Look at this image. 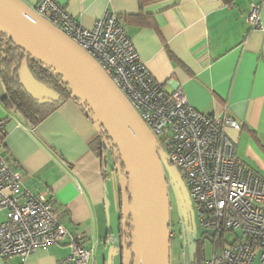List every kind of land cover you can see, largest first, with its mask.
I'll return each mask as SVG.
<instances>
[{"label":"crops","instance_id":"crops-1","mask_svg":"<svg viewBox=\"0 0 264 264\" xmlns=\"http://www.w3.org/2000/svg\"><path fill=\"white\" fill-rule=\"evenodd\" d=\"M34 8L44 0H21ZM92 30L109 14L123 19L147 71L168 92L182 90L204 115L221 114L240 129L228 128L239 162L264 180V31L250 32L251 4L264 0H53ZM0 80V153L23 177V191L47 193L60 212V223L93 249L95 264H134L130 175L112 159L104 163L95 149L100 135L82 99L63 102L35 127L27 126L3 104ZM78 99V100H77ZM5 215L0 211V224ZM134 235V234H133ZM205 260L232 245L238 232L223 234ZM67 242L39 249L25 262L19 257L0 264H68ZM260 256V254H259ZM253 264H264L258 257Z\"/></svg>","mask_w":264,"mask_h":264},{"label":"built area","instance_id":"built-area-1","mask_svg":"<svg viewBox=\"0 0 264 264\" xmlns=\"http://www.w3.org/2000/svg\"><path fill=\"white\" fill-rule=\"evenodd\" d=\"M32 9L85 51L128 100L159 157L166 155L187 182L201 226L214 236L240 233L238 241L203 264H253L258 257L264 263V180L239 162L236 143L227 135L228 128L240 126L221 114L198 112L182 90L168 92L140 61L118 16L109 14L87 30L53 0ZM247 23L250 32L264 31L261 6L251 4ZM85 103L101 133L103 125ZM4 126L0 121V129ZM22 188V174L13 171L0 153V211L5 215L0 224V262L14 257L25 262L39 249L67 242L68 264H95L94 250L61 225L60 212L47 193L33 195Z\"/></svg>","mask_w":264,"mask_h":264},{"label":"water","instance_id":"water-1","mask_svg":"<svg viewBox=\"0 0 264 264\" xmlns=\"http://www.w3.org/2000/svg\"><path fill=\"white\" fill-rule=\"evenodd\" d=\"M0 30L59 74L119 149L130 175L132 215L135 210L134 264H171L167 178L155 142L131 104L85 51L21 0H0ZM18 80L33 101L60 102L59 94L34 78L28 59Z\"/></svg>","mask_w":264,"mask_h":264},{"label":"trees","instance_id":"trees-1","mask_svg":"<svg viewBox=\"0 0 264 264\" xmlns=\"http://www.w3.org/2000/svg\"><path fill=\"white\" fill-rule=\"evenodd\" d=\"M25 59H28V66L34 78L41 84L54 90L60 96L59 103L52 102H35L33 101L20 86L18 80V71ZM0 80L5 89V97L3 104L5 109L11 114L19 117L27 126L35 127L47 119L63 102L71 99L74 95L71 92L69 85L64 79L57 74L50 66L43 61L30 56L25 49H23L14 38L4 34L0 30ZM75 97V96H74ZM77 98V97H76ZM78 100V99H77ZM86 104V103H85ZM86 108L88 110L87 104ZM89 111V110H88ZM90 113V112H89ZM0 134L4 136V132L0 130ZM95 149L104 161L107 163L112 159L115 165L120 167L122 173H126L124 164L122 163L119 149L114 145L111 136L104 130L100 133ZM170 228L173 225L170 222ZM128 239L130 241L135 239L134 225H128ZM213 237V244L222 243V237ZM172 231L170 230V240H172ZM206 238H204L205 240ZM204 245V244H203ZM204 249H196L194 258L191 264H203L205 256L203 257Z\"/></svg>","mask_w":264,"mask_h":264},{"label":"rangeland","instance_id":"rangeland-1","mask_svg":"<svg viewBox=\"0 0 264 264\" xmlns=\"http://www.w3.org/2000/svg\"><path fill=\"white\" fill-rule=\"evenodd\" d=\"M160 161L168 181L169 219L173 223L171 264H191L196 249H204L203 257L211 252L209 237L214 233L201 226L191 190L182 174L170 166L166 155L161 154Z\"/></svg>","mask_w":264,"mask_h":264},{"label":"flooded vegetation","instance_id":"flooded-vegetation-1","mask_svg":"<svg viewBox=\"0 0 264 264\" xmlns=\"http://www.w3.org/2000/svg\"><path fill=\"white\" fill-rule=\"evenodd\" d=\"M167 184H168V181H167Z\"/></svg>","mask_w":264,"mask_h":264},{"label":"bare ground","instance_id":"bare-ground-1","mask_svg":"<svg viewBox=\"0 0 264 264\" xmlns=\"http://www.w3.org/2000/svg\"><path fill=\"white\" fill-rule=\"evenodd\" d=\"M24 44V43H23Z\"/></svg>","mask_w":264,"mask_h":264}]
</instances>
